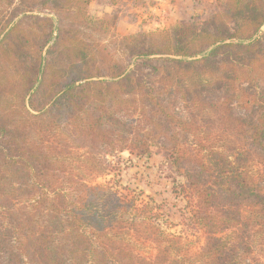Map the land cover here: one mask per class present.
Returning <instances> with one entry per match:
<instances>
[{"label":"trees","instance_id":"1","mask_svg":"<svg viewBox=\"0 0 264 264\" xmlns=\"http://www.w3.org/2000/svg\"><path fill=\"white\" fill-rule=\"evenodd\" d=\"M223 3L204 26L126 36L125 64L48 21L40 49L58 33L35 71L27 59L14 82L0 74V264H264V82L250 86L264 76V0ZM3 26L0 64L23 29ZM154 147L185 202L178 233L93 182L108 156Z\"/></svg>","mask_w":264,"mask_h":264},{"label":"rangeland","instance_id":"2","mask_svg":"<svg viewBox=\"0 0 264 264\" xmlns=\"http://www.w3.org/2000/svg\"><path fill=\"white\" fill-rule=\"evenodd\" d=\"M154 0L151 4L152 8ZM176 3V14L172 15L169 4L164 3L163 14L159 15L154 9L142 7L143 0H0V31L4 28L19 24L23 27L21 34L15 32L12 37V53L9 51L6 64H0V74L5 82H14L18 71L26 67L35 71L32 62L37 57L47 54V50L55 41L58 31H54V38L41 48L50 39V25L58 24L60 18L65 20L63 36L65 43L80 41L84 50L99 52L95 54L114 56L118 63L125 64L128 58V48L122 42L126 36L167 31L177 25H191L192 23L204 26V23L213 14L221 12L225 0H169ZM175 1V2H174ZM148 0L145 1V4ZM62 3V4H61ZM73 6V8H68ZM167 6V7H166ZM144 10V11H142ZM154 10V11H153ZM155 16V17H154ZM166 17V18H164ZM157 18V19H156ZM203 23V25H202ZM264 30V27H262ZM4 34V33H3ZM3 34L0 35V40ZM25 42V44H23ZM6 46V45H5ZM8 50V49H7ZM3 51L1 48L0 54ZM63 53L68 49L63 48ZM20 54L15 62L11 58ZM30 59L25 67V62ZM37 64V62H36ZM15 65L16 74L4 75L5 70ZM240 74V73H239ZM225 75L231 76L232 70L226 69ZM264 76L256 77L250 84L251 91H258L263 86ZM248 86V87H250ZM257 88V89H256ZM150 158L137 157L129 151L107 157L110 168L104 175H98L93 182L111 183L116 189L130 192L140 204L150 203L154 213L162 218V223L167 232H180L182 225L179 223L178 210L184 201L175 199L171 194V170L168 168L164 155L156 147L153 148ZM169 219H166L165 215ZM164 220L168 222L164 223ZM204 237L195 239V249L203 242ZM145 256L155 253L151 242L145 243L142 251Z\"/></svg>","mask_w":264,"mask_h":264},{"label":"crops","instance_id":"3","mask_svg":"<svg viewBox=\"0 0 264 264\" xmlns=\"http://www.w3.org/2000/svg\"><path fill=\"white\" fill-rule=\"evenodd\" d=\"M145 1L146 0H143V3H142V7H144V9L145 8H149V9H154L157 13H159V15H161V14H163V9L164 8H161V7H163V5H164V3H168L170 6H169V10H170V13L172 14V15H175L176 13V3L175 4H173V2L172 1H169V0H158V1H160V2H157V1H155L154 2V6L155 7H153L152 8V6H151V4H148L149 2H151V3H153V1L154 0H148V2L145 4ZM175 2V1H174ZM167 7V6H166ZM153 10V11H154ZM142 11H144V10H142ZM155 17V16H154ZM164 18H166V17H164ZM157 19V18H156Z\"/></svg>","mask_w":264,"mask_h":264}]
</instances>
